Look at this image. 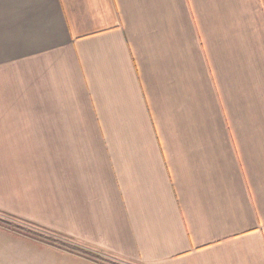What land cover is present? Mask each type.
<instances>
[{
    "label": "crops",
    "instance_id": "0c3cea01",
    "mask_svg": "<svg viewBox=\"0 0 264 264\" xmlns=\"http://www.w3.org/2000/svg\"><path fill=\"white\" fill-rule=\"evenodd\" d=\"M0 217L118 264H264V0H0ZM0 264H100L0 228Z\"/></svg>",
    "mask_w": 264,
    "mask_h": 264
},
{
    "label": "trees",
    "instance_id": "16d2710c",
    "mask_svg": "<svg viewBox=\"0 0 264 264\" xmlns=\"http://www.w3.org/2000/svg\"><path fill=\"white\" fill-rule=\"evenodd\" d=\"M0 228L18 233L20 235L28 236L30 238H37L39 240H42L46 243H49V244L55 246L61 250H64V251H67V252H70V253H73L76 255H81L85 258H88V259L93 260L95 262H98L100 264H118V263L113 262L109 259L102 258L101 256L95 255L91 252H88L86 250L78 248L76 246H72V245L63 243L59 240H56V239H53V238H50L47 236H43L42 234H40L36 231H33L27 227H24L23 225L14 223L12 221H9V220L1 218V217H0Z\"/></svg>",
    "mask_w": 264,
    "mask_h": 264
}]
</instances>
